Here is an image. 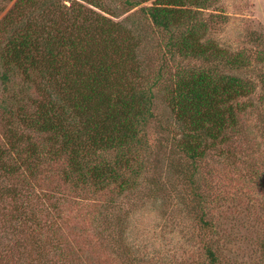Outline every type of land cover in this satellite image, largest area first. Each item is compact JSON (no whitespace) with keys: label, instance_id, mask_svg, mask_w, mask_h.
<instances>
[{"label":"rangeland","instance_id":"rangeland-1","mask_svg":"<svg viewBox=\"0 0 264 264\" xmlns=\"http://www.w3.org/2000/svg\"><path fill=\"white\" fill-rule=\"evenodd\" d=\"M14 1L0 0V19ZM51 1L33 0L15 13L11 24L0 29V50L12 32L29 21L45 23L55 16L64 26L67 20L53 13L57 5L79 2L99 12L83 0ZM199 1L198 8L194 0L187 8L199 10L193 21L200 26V43L215 49L205 58L170 48L169 35L142 14V4L129 8L122 0L104 1L108 17L122 24L127 41L137 44L126 58L134 61L121 59L119 70L130 69L122 76L152 89L150 115L138 138L143 144L137 156L141 175L120 193L112 186L99 189L67 176L69 151L60 149L58 138L52 147L59 150L57 155L42 151L27 165L20 155V169H0V264H210L207 242L216 251V264L263 263L264 0ZM234 55L243 57L244 65L225 63ZM183 67L238 75L254 85L235 101V131L205 140V155L195 169L179 147L184 128L166 97L174 72ZM23 76L16 71L7 83L0 78V100L8 98L0 106V144L3 129L14 123L40 151L52 143L48 134L16 122V109L24 106L30 112L33 98L41 97L38 79ZM52 100L59 102V97L53 95ZM81 154V162L91 166L109 160L113 151ZM190 188L202 199L193 197ZM199 204L208 225L197 221Z\"/></svg>","mask_w":264,"mask_h":264},{"label":"trees","instance_id":"trees-1","mask_svg":"<svg viewBox=\"0 0 264 264\" xmlns=\"http://www.w3.org/2000/svg\"><path fill=\"white\" fill-rule=\"evenodd\" d=\"M83 1L99 12L79 2L69 7L57 5L58 10L53 13H59L61 21L67 20L64 26L55 16L45 23L29 21L20 30L16 28L0 50V78L4 83L16 71L26 79L35 81L33 75L38 79L41 97L33 98L34 107L30 112L24 106L18 107L16 122L24 129L48 134V141L52 142L39 151L30 138H24L16 130L19 127L14 123L9 125L3 129L6 130L0 144V169L8 173L20 169L22 166L16 163L20 155L26 158L24 165L42 151L57 155L59 150H54L57 146L54 138H58L60 149L69 151L67 176H78L99 189L112 186L120 193L133 187L142 172L137 156L143 144L138 138L150 115L152 89L122 76L130 69L120 71V62L134 61L132 56L126 58L137 44L127 41L122 24L108 17L106 0ZM122 1L129 8L142 4V14L169 35L170 48L178 53L205 58L210 49L215 50L200 43V26L193 21L199 10L187 8L190 0ZM198 1L194 3L200 5ZM26 4H33V0H15L1 17L0 29L7 28L15 13L18 15ZM243 61V57L234 55L226 58L225 63L240 67ZM260 78L264 87V73ZM253 88L249 80L209 68L183 67L174 72L166 97L173 114L183 125V141L179 147L191 160L193 169L205 155V140L222 139L235 131L239 111L235 101ZM53 95L59 97V102L52 100ZM7 99L0 100V106ZM89 150H112L113 155L109 160L88 166L81 162L80 156L81 151ZM190 189L193 197L202 199ZM198 208L197 221L208 225L203 205L199 204ZM205 254L210 264L217 263L216 251L208 242ZM261 255L264 264V244Z\"/></svg>","mask_w":264,"mask_h":264}]
</instances>
